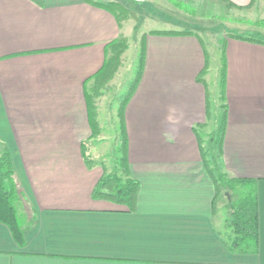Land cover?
I'll return each mask as SVG.
<instances>
[{"label": "crops", "instance_id": "obj_1", "mask_svg": "<svg viewBox=\"0 0 264 264\" xmlns=\"http://www.w3.org/2000/svg\"><path fill=\"white\" fill-rule=\"evenodd\" d=\"M109 1L0 0V154L10 153L25 236L19 245L0 222V264H264V39L226 35L219 69L220 169L252 180L258 198V250L241 253L227 244L229 216L213 209L216 188L198 131L217 116L206 78L212 68L191 29L144 33L143 71L123 116L130 173L141 183L135 210L93 196L105 168L82 155L83 143L91 149L95 139L87 91L109 44L137 25L119 24L99 4ZM159 1L129 0L132 7L149 3L151 14L172 25L188 21L156 7ZM213 3L264 24V0ZM126 51L97 99L100 138L106 90L124 73Z\"/></svg>", "mask_w": 264, "mask_h": 264}, {"label": "trees", "instance_id": "obj_2", "mask_svg": "<svg viewBox=\"0 0 264 264\" xmlns=\"http://www.w3.org/2000/svg\"><path fill=\"white\" fill-rule=\"evenodd\" d=\"M99 4L111 11L117 17L118 22L121 25L129 19L138 20L137 13L134 10V7L131 6L129 0H112L107 3ZM154 33L172 35L190 34L191 32L154 31ZM145 38L146 34H144L141 39L140 71L120 108L123 125L121 145L122 155L118 162L117 170L109 172L107 167L103 165V168L105 169L93 190L94 197L111 201L124 207L127 211L135 210L137 205V194L141 187V183L133 178L130 173L128 136L124 129L123 116L124 109L140 82L145 59ZM244 39L253 40L251 38ZM128 47L129 41L125 36H122L109 44L106 61L103 67L93 77V84L89 91H87L90 122L94 128L90 139L98 138L102 132L98 120L97 99L102 96L105 86L113 80L117 74L122 64V55ZM206 69L207 67L204 71H206ZM208 107L209 106H207V108ZM207 115L208 117L210 116L209 111ZM219 124L220 125L217 129L218 132L216 131L212 134L208 141L209 147H207L205 141L200 138L203 162L216 188L213 209L216 211L221 198H229L226 203L227 207L230 208V215L227 222V228L230 230V234L228 235L229 243L227 244L234 251L241 253H255L258 250L259 237L258 198L256 187L252 180L231 178L227 173L220 169L219 158L222 154L225 116L221 119ZM82 155L89 166L96 164V160L92 157L91 149L86 143H83ZM11 163L10 153L8 149H5V151L0 154V222L9 227L15 241L22 246L25 242L23 218L18 213L15 201L16 188L13 180Z\"/></svg>", "mask_w": 264, "mask_h": 264}, {"label": "rangeland", "instance_id": "obj_3", "mask_svg": "<svg viewBox=\"0 0 264 264\" xmlns=\"http://www.w3.org/2000/svg\"><path fill=\"white\" fill-rule=\"evenodd\" d=\"M131 6H133L131 4ZM159 9H163L165 13L173 14L176 11L179 14L186 16L188 21L183 25H172V22L163 20V17L151 14L149 11V3L141 7L135 6L134 10L137 13L138 20H134L137 24L136 28L130 27L131 34L128 35L129 47L124 56L125 69L119 82L115 83L106 90L107 97L110 103L105 104L100 121L105 126L103 138H95L90 141L92 157L98 163H104L109 172L117 170L118 162L122 155V132H121V117L119 108H121L123 101L129 94L133 83L135 82L138 72L140 70L141 57V39L146 31L152 29H179L184 30L180 32H190L193 30L199 33L200 39L203 41L204 48L207 53V62L209 61L210 68H212L211 79L209 80L212 89L211 109L215 118H210L208 129L199 128V135L205 139V145L209 147L208 141L212 134L218 132L219 123L224 117L221 104V89H222V75L220 73L221 53L225 45L224 38L226 35L248 36L254 38L264 39V24L257 25L254 17H243L235 15L231 12L227 14L218 3H213V0H160L155 4ZM176 6V7H173ZM154 11V10H153ZM152 11V13H153ZM159 11V10H155ZM173 11V12H172ZM150 12V13H149ZM140 15V18H139ZM149 15L152 17L149 18ZM155 16L156 18H153ZM260 22V21H259ZM191 23V24H189ZM241 36V37H242ZM207 66V67H208ZM102 110V109H101ZM219 114V115H218ZM96 148V152L92 149ZM229 198H221L218 203L219 213L221 217H228L230 208L226 203ZM229 219V218H228ZM230 231V230H228Z\"/></svg>", "mask_w": 264, "mask_h": 264}]
</instances>
